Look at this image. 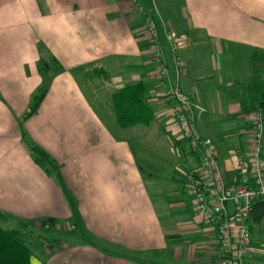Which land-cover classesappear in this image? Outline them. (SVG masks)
I'll return each instance as SVG.
<instances>
[{"label": "crops", "instance_id": "1", "mask_svg": "<svg viewBox=\"0 0 264 264\" xmlns=\"http://www.w3.org/2000/svg\"><path fill=\"white\" fill-rule=\"evenodd\" d=\"M150 14L170 71L165 82ZM256 51L264 52V0H0V212L3 226L28 230L31 264H218L216 231L197 212L186 177L197 159L185 157L165 93L180 83L221 175L233 182L235 151L250 148L264 98V71H252ZM95 67L109 78L89 79ZM138 81L155 117L123 129L113 95ZM41 87L47 94L26 117ZM136 135L166 137L171 148L150 150L154 165L149 150L129 147ZM31 142L55 160L52 174ZM248 247L244 264H264V252Z\"/></svg>", "mask_w": 264, "mask_h": 264}, {"label": "built area", "instance_id": "2", "mask_svg": "<svg viewBox=\"0 0 264 264\" xmlns=\"http://www.w3.org/2000/svg\"><path fill=\"white\" fill-rule=\"evenodd\" d=\"M146 25L154 41L160 79L165 82L170 71L156 20L151 14L146 17ZM172 49L177 71L181 72L179 44L173 40ZM165 95L173 106L185 145L197 159L196 167L189 170L186 177L197 212L216 231L218 264H244L249 256L253 204L257 199L264 198V113L262 109L255 111L250 148L236 149L237 175L233 182H228L221 175L215 147L198 129L196 109L191 98L183 92L180 83L167 88Z\"/></svg>", "mask_w": 264, "mask_h": 264}, {"label": "trees", "instance_id": "3", "mask_svg": "<svg viewBox=\"0 0 264 264\" xmlns=\"http://www.w3.org/2000/svg\"><path fill=\"white\" fill-rule=\"evenodd\" d=\"M261 63H264V52L256 51L252 57L253 73L257 71ZM87 76L89 79L107 80L109 73L103 67H95L87 73ZM46 94L47 88H39L32 98V105L26 117L38 111ZM113 107L118 125L123 129L138 125L148 126L155 117L151 94L143 81L126 84L118 90L113 95ZM258 108L263 109L264 112V98L260 101ZM31 149L36 162L48 174H52L56 163L50 154L34 142H31ZM4 216L0 212V264H31L32 250L28 246L23 232L20 228L3 226ZM250 218L255 222H259L264 218V198H259L254 202Z\"/></svg>", "mask_w": 264, "mask_h": 264}, {"label": "rangeland", "instance_id": "4", "mask_svg": "<svg viewBox=\"0 0 264 264\" xmlns=\"http://www.w3.org/2000/svg\"><path fill=\"white\" fill-rule=\"evenodd\" d=\"M257 71H264V63L259 64ZM47 73L48 74L46 76H50L52 78L53 75H51V74L54 73V71H48ZM83 88H84L85 93L88 94L85 87H83ZM88 92H89V95L91 96V92L89 91V89H88ZM95 106L97 109H99L97 104ZM260 108H258V106H257L256 111L259 110ZM262 111H263V109H262ZM252 117H253V115H252ZM170 140H172V139H170ZM127 141H128L129 147L133 148L134 151L137 149L149 150V152L151 154L150 156L155 155V153L153 151H150V150L167 151L168 149L171 148V141H169L166 137L164 139H161V140L158 139L157 141H150L148 139H145V136H143V135H136V136H132V137L130 136L129 140H127ZM263 147H264V140H263ZM180 152L183 153V150L181 149ZM187 152L188 153H187V155H185V157L189 156V158L192 159V155L188 149H187ZM158 157L159 156L153 157L152 162L154 163V165L158 164V160H159ZM182 157H183V155H182ZM179 159L181 160L182 158L179 157ZM149 160L151 161V158H149ZM46 225L49 226L50 223H46ZM250 227H251V236L249 239L250 248H253V249L254 248H260V250L264 252V218L259 222H255L253 219L250 218ZM21 231L23 233L24 232L28 233L27 229L21 228ZM73 231L75 232L74 233L75 245L80 244V242H81L80 239L83 237L81 230H77V231L73 230ZM37 232H39V231L36 229H33L31 235H33V234L36 235ZM44 232H48V231H44ZM53 232H54V230H53ZM48 233H44L43 236H46V237H43V238H48L49 237ZM78 236H80V237H78ZM84 238H86V237L84 236ZM57 247H58V245H57ZM39 255L44 256L42 253H39ZM45 261L47 264H53V262L48 261V259H45Z\"/></svg>", "mask_w": 264, "mask_h": 264}]
</instances>
